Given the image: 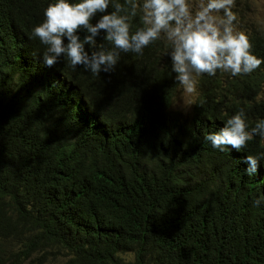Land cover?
<instances>
[{
  "label": "trees",
  "instance_id": "trees-1",
  "mask_svg": "<svg viewBox=\"0 0 264 264\" xmlns=\"http://www.w3.org/2000/svg\"><path fill=\"white\" fill-rule=\"evenodd\" d=\"M49 2L0 0V264L56 251L71 264H264V205H252L264 156L253 176L242 162L264 138L229 152L203 138L240 109L249 127L264 118V63L201 74L183 119L163 39L97 77L66 58L44 65L31 29ZM234 12L264 58L260 25Z\"/></svg>",
  "mask_w": 264,
  "mask_h": 264
},
{
  "label": "clouds",
  "instance_id": "clouds-1",
  "mask_svg": "<svg viewBox=\"0 0 264 264\" xmlns=\"http://www.w3.org/2000/svg\"><path fill=\"white\" fill-rule=\"evenodd\" d=\"M234 6L235 0H51L31 34L45 46L40 55L44 65L66 58L71 69L81 65L95 77L114 71L120 53L142 55L146 46L163 39L170 46L164 54L173 79L194 94L201 74H248L264 63L249 51L252 45L235 23ZM138 11L140 24L132 30ZM255 135L264 138V118L249 127L240 109L203 138L213 149L229 152L227 146L239 151ZM261 156H244V174H256ZM252 205H264V195L256 196Z\"/></svg>",
  "mask_w": 264,
  "mask_h": 264
},
{
  "label": "rangeland",
  "instance_id": "rangeland-1",
  "mask_svg": "<svg viewBox=\"0 0 264 264\" xmlns=\"http://www.w3.org/2000/svg\"><path fill=\"white\" fill-rule=\"evenodd\" d=\"M232 10H237L241 13V25L244 23L245 25H248L249 23H251V25H253L254 23L259 24L264 34V0H235V6ZM238 20L239 17H237V21ZM198 93V83L197 91L194 94L186 93L183 88L178 84L171 99L172 111H174L176 114L179 112L183 119H190ZM47 257V264H71L69 262V256L65 252H52ZM22 264L31 263L24 262Z\"/></svg>",
  "mask_w": 264,
  "mask_h": 264
}]
</instances>
